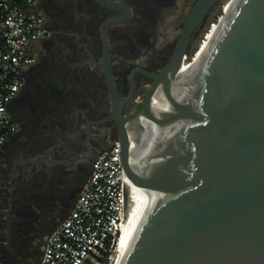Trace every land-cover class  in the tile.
I'll use <instances>...</instances> for the list:
<instances>
[{
    "label": "water",
    "instance_id": "obj_1",
    "mask_svg": "<svg viewBox=\"0 0 264 264\" xmlns=\"http://www.w3.org/2000/svg\"><path fill=\"white\" fill-rule=\"evenodd\" d=\"M215 1L196 2L155 75L134 116L152 121L136 151L120 129L126 173L155 193L120 264H264V0H229L182 72L190 31ZM103 66L113 86L106 52ZM2 239L3 255L33 264Z\"/></svg>",
    "mask_w": 264,
    "mask_h": 264
},
{
    "label": "flooded vegetation",
    "instance_id": "obj_2",
    "mask_svg": "<svg viewBox=\"0 0 264 264\" xmlns=\"http://www.w3.org/2000/svg\"><path fill=\"white\" fill-rule=\"evenodd\" d=\"M197 1L33 0L44 31L31 42L32 60L8 104L12 128L0 146V238L31 263L41 260L94 159L120 140V129L135 148L147 136V117L134 116L172 61ZM221 2L191 29L183 70Z\"/></svg>",
    "mask_w": 264,
    "mask_h": 264
},
{
    "label": "built area",
    "instance_id": "obj_3",
    "mask_svg": "<svg viewBox=\"0 0 264 264\" xmlns=\"http://www.w3.org/2000/svg\"><path fill=\"white\" fill-rule=\"evenodd\" d=\"M43 31L33 0H0V146L12 128L8 104L22 84L24 66L32 60L31 42ZM130 188L122 144L116 140L94 159L73 209L48 237L38 264L109 262L129 213Z\"/></svg>",
    "mask_w": 264,
    "mask_h": 264
},
{
    "label": "bare ground",
    "instance_id": "obj_4",
    "mask_svg": "<svg viewBox=\"0 0 264 264\" xmlns=\"http://www.w3.org/2000/svg\"><path fill=\"white\" fill-rule=\"evenodd\" d=\"M229 4V1L227 2ZM228 9V5H227ZM217 28V27H216ZM212 34H210L208 40L204 43V45L196 52L195 59L199 60L201 54L204 52L205 48L207 47V44L209 42L210 37ZM182 72H185L183 70ZM162 104L167 105L168 101L166 97H164ZM146 124H151L152 122L150 119L146 118L145 119ZM136 126V125H135ZM132 128V127H131ZM133 130V129H132ZM131 130V131H132ZM137 130V129H136ZM145 135L143 137H140L138 140V145H136L135 151L137 148L140 146L142 141L145 139ZM131 188L129 190V201H130V206H129V213L128 216L124 222L123 228H122V233L119 238L118 242V247H117V255L114 259L113 264H120L123 256H125L127 250L131 246L138 230L139 227L142 223V220L144 216L146 215L151 203L153 202V197H155V193L147 188L140 187L136 185L131 179Z\"/></svg>",
    "mask_w": 264,
    "mask_h": 264
},
{
    "label": "rangeland",
    "instance_id": "obj_5",
    "mask_svg": "<svg viewBox=\"0 0 264 264\" xmlns=\"http://www.w3.org/2000/svg\"><path fill=\"white\" fill-rule=\"evenodd\" d=\"M228 1H229V0H222V2H221V4H220L219 8H218V9L216 10V12H215V15H214L213 19L210 21L209 26L207 27L205 33H206V32L208 31V29L211 27L210 25H211V23L213 22L214 19H216V23L214 24L212 30L209 31V33H208V35L205 37L204 41H203V38H204V36H205V33H203V34L200 36L198 42H197L196 45H195V52H194L193 56H194V55L196 54V52H197V51H198V50L204 45V43L208 40L210 34H211V33L213 32V30L217 27V21H218L219 17L222 15L223 12H225V11L227 10V5H228L227 2H228ZM223 7H224V11H223ZM211 31H212V32H211ZM116 255H117V251H115V252L113 253V257L109 259V262H108L107 264H113Z\"/></svg>",
    "mask_w": 264,
    "mask_h": 264
},
{
    "label": "crops",
    "instance_id": "obj_6",
    "mask_svg": "<svg viewBox=\"0 0 264 264\" xmlns=\"http://www.w3.org/2000/svg\"><path fill=\"white\" fill-rule=\"evenodd\" d=\"M54 207H56V205H54ZM2 238H0V264H20L19 262H12L10 258L3 255L5 243Z\"/></svg>",
    "mask_w": 264,
    "mask_h": 264
},
{
    "label": "trees",
    "instance_id": "obj_7",
    "mask_svg": "<svg viewBox=\"0 0 264 264\" xmlns=\"http://www.w3.org/2000/svg\"><path fill=\"white\" fill-rule=\"evenodd\" d=\"M214 20H216V19H214ZM214 20H213V21H214ZM107 263H108V260L106 259L105 262H104V264H107Z\"/></svg>",
    "mask_w": 264,
    "mask_h": 264
}]
</instances>
